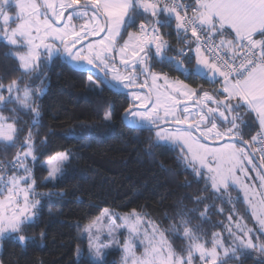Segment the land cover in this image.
I'll list each match as a JSON object with an SVG mask.
<instances>
[{"label": "snow or ice", "instance_id": "6c2138e0", "mask_svg": "<svg viewBox=\"0 0 264 264\" xmlns=\"http://www.w3.org/2000/svg\"><path fill=\"white\" fill-rule=\"evenodd\" d=\"M164 27L170 31L161 32ZM172 32L181 47L165 39ZM0 43L16 49L4 55L18 61L21 73L0 83V147L18 148L11 160L0 161V239L21 244L33 239L21 233L38 219L36 197L64 194L54 190L56 183L37 192L34 177L37 152L48 143L45 137L37 144L44 69L58 57L92 74L90 90L124 95L126 126L153 133L157 147L176 149L185 170L209 193L190 197L194 207L176 206L172 216L165 214L172 221L167 228L147 212L104 209L86 228L95 264H104L113 250L123 254L121 264H242L241 256L250 250L264 254V166L253 163L257 152L264 160V0H0ZM185 61H195L194 67ZM157 63L219 87L194 88L154 71ZM7 105L15 106L5 114ZM20 112L31 115L30 124ZM112 119L113 112L106 111L103 120ZM71 158L65 149L41 162L48 172L43 182L58 183ZM246 165L256 172L259 188ZM233 190L242 194L256 229L237 212L241 196L233 197ZM213 199L231 205L232 214L227 224L218 222L223 232L209 234L202 223L216 209L214 202L205 204ZM196 219L201 223H193ZM174 239L186 243L177 249Z\"/></svg>", "mask_w": 264, "mask_h": 264}, {"label": "trees", "instance_id": "16d2710c", "mask_svg": "<svg viewBox=\"0 0 264 264\" xmlns=\"http://www.w3.org/2000/svg\"><path fill=\"white\" fill-rule=\"evenodd\" d=\"M130 30L135 31L134 28ZM169 31L167 27L161 28L163 33ZM165 38L174 48L182 46L175 32L165 35ZM7 51L16 49H9L0 43V83L5 85L21 75L17 70L18 61L4 55ZM185 65L194 67L195 61L192 64L185 61ZM44 71L47 77L44 87L47 88L38 100L42 123L37 144L39 147V140L45 137L48 143L37 152L39 160L34 168L38 185L36 191L47 192L56 183L54 190L64 194L38 196L41 201L38 219L21 233L33 239L23 244L7 237L1 239L2 264H82L83 261L95 264L87 255L88 239L81 234L80 229L99 215L103 208L147 212L149 218L162 228H167L172 221L165 219V214L172 216L176 206L194 207L190 197L209 195L203 190V181L198 183L191 171L185 170V164L178 159L176 149L164 145L157 147L153 144V133L147 129L126 126L122 120L124 109L128 107L124 95L108 88L102 92L90 90V73L74 70L72 65L58 57H54ZM154 71L179 77L195 88L202 86L205 90H211L219 86L206 79H185V75L179 71L158 63ZM93 80L99 82L97 77ZM14 106L7 105L5 114H8L7 108ZM109 110L113 112V119L105 122L103 116ZM20 115L30 124V114L20 112ZM82 125L88 127L83 128ZM27 130L26 126L25 132ZM244 138L249 139L248 136ZM65 149L72 153L65 176L58 183H44L48 172L40 163ZM17 150L13 147L5 151L0 147V161L11 160ZM256 154L260 159V153ZM186 182L190 186H183ZM238 194L241 201L236 204V210L251 228L255 226L254 218L243 202L242 194L237 190L231 193L233 197ZM210 202H214L216 209L223 208L224 213L216 214V209H212L208 222L202 223V228L209 234L223 232L218 222L227 224L226 217L232 214L231 205L218 199L206 200L205 204ZM199 208L203 210L204 204L199 205ZM193 223L201 221L196 219ZM41 232L45 234L43 237ZM172 242L177 249L186 243L181 239ZM121 257L120 251L113 250L105 257L104 264H121ZM241 261L242 264H264V254L250 250V254L241 256ZM229 264L238 262L230 260Z\"/></svg>", "mask_w": 264, "mask_h": 264}, {"label": "rangeland", "instance_id": "374dc122", "mask_svg": "<svg viewBox=\"0 0 264 264\" xmlns=\"http://www.w3.org/2000/svg\"><path fill=\"white\" fill-rule=\"evenodd\" d=\"M75 23H76V24H80V23H83V21H75ZM130 31H132V30H130ZM163 74H164V73H163ZM166 75L169 76V77L172 78V79H180L179 77H173V76L168 75V74H166ZM180 80H183V79H180ZM185 83H187V82H185ZM191 86H192V85H191ZM192 87H193V86H192ZM218 87H219V86H218ZM46 88H47V87H45V90H46ZM194 88H195V87H194ZM255 147H257V146L255 145ZM262 161H263V160H262ZM253 163H254V161H253ZM254 164H255V163H254ZM246 167L248 168L249 176L252 178V181H255V182H256V187L259 188V181H258V179L256 178L255 173H254V171L252 170L251 166H250V165H246ZM36 199H39V198L36 197ZM246 205H247V204H246ZM247 207H248V206H247ZM104 209H108L110 212L119 213V214H125V213H128V212L118 211V210H114V209L107 208V207L103 208L102 211H103ZM102 211L100 212L99 215L95 216L93 219H91L90 221H88L87 223H85V224L81 227L80 231H81V234H82L84 237L87 238L86 228H87V226L89 225V223H90L91 221L95 220L97 217H100ZM249 211L251 212L250 209H249ZM241 217H242V216H241ZM234 219H236V217H234ZM243 221L246 223V221L244 220V218H243ZM254 222H255V219H254ZM104 223L106 224L107 221H104ZM116 223L119 224V223H121V221L117 220ZM248 227H249V225H248ZM257 227H258V225H257L256 222H255V226H253V227H251V228L256 229ZM141 250H142V249H138L137 251L139 252V251H141ZM78 255H79V254H78ZM87 255H88V254H87ZM122 255H123V254H122ZM88 256H89V255H88ZM90 259L94 262V260H93L91 257H90ZM104 261H105V260H104ZM94 263H95V262H94Z\"/></svg>", "mask_w": 264, "mask_h": 264}, {"label": "water", "instance_id": "95a60500", "mask_svg": "<svg viewBox=\"0 0 264 264\" xmlns=\"http://www.w3.org/2000/svg\"><path fill=\"white\" fill-rule=\"evenodd\" d=\"M256 155V159H254V163L257 165V167L260 169L261 166H264L263 162L258 158L257 154Z\"/></svg>", "mask_w": 264, "mask_h": 264}, {"label": "built area", "instance_id": "2783aa9c", "mask_svg": "<svg viewBox=\"0 0 264 264\" xmlns=\"http://www.w3.org/2000/svg\"><path fill=\"white\" fill-rule=\"evenodd\" d=\"M183 2H190V0H183ZM165 39H167V38H165ZM167 40H169V39H167ZM256 146L258 147V145H256ZM263 162H264V160H263Z\"/></svg>", "mask_w": 264, "mask_h": 264}, {"label": "crops", "instance_id": "0c3cea01", "mask_svg": "<svg viewBox=\"0 0 264 264\" xmlns=\"http://www.w3.org/2000/svg\"><path fill=\"white\" fill-rule=\"evenodd\" d=\"M0 252H1V239H0ZM0 264H2L1 260H0Z\"/></svg>", "mask_w": 264, "mask_h": 264}, {"label": "flooded vegetation", "instance_id": "af4514ba", "mask_svg": "<svg viewBox=\"0 0 264 264\" xmlns=\"http://www.w3.org/2000/svg\"><path fill=\"white\" fill-rule=\"evenodd\" d=\"M69 63V62H68ZM70 64V63H69ZM90 75H92L91 73H90ZM93 78L95 79L96 78V76H93Z\"/></svg>", "mask_w": 264, "mask_h": 264}]
</instances>
